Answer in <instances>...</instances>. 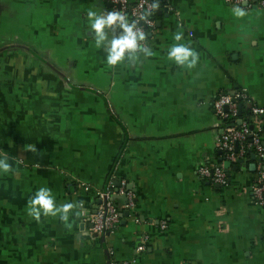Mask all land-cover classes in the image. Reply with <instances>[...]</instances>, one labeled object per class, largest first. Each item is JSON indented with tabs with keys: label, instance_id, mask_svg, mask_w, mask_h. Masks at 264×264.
Segmentation results:
<instances>
[{
	"label": "crops",
	"instance_id": "1",
	"mask_svg": "<svg viewBox=\"0 0 264 264\" xmlns=\"http://www.w3.org/2000/svg\"><path fill=\"white\" fill-rule=\"evenodd\" d=\"M105 5L0 0V160L13 169L0 170V264H264V206L249 191L256 155L231 164L222 186L196 173L221 158L216 94L243 88L264 108V8L241 4L237 18L224 0H166L147 37L153 55L111 67L87 17ZM175 43L199 54L194 68L168 59ZM109 174L125 180L133 207L114 195L120 218L103 237L81 210L92 212ZM40 188L57 206L82 205L70 229L28 215Z\"/></svg>",
	"mask_w": 264,
	"mask_h": 264
},
{
	"label": "built area",
	"instance_id": "2",
	"mask_svg": "<svg viewBox=\"0 0 264 264\" xmlns=\"http://www.w3.org/2000/svg\"><path fill=\"white\" fill-rule=\"evenodd\" d=\"M106 7L103 15L109 11H119L127 16L128 22L137 21V27L145 33L146 48L147 37L155 29L154 10L151 5L154 2L165 3L166 0H104ZM227 4L245 7L264 8V0H224ZM150 13L146 20L140 16ZM243 105L247 113L241 116L240 106ZM211 109L215 117L220 121V133L216 138L215 147L220 152L221 158L218 163L204 164L196 168V173L202 179L214 186H222L227 182L226 169L222 166L223 161L231 164L242 160L246 152H253L258 158V166L254 179L249 187L252 202L264 206V108L255 104L243 88L232 92H220L216 94L211 103ZM83 190H89V185L81 184ZM93 194L98 200L92 212L85 213L81 210L83 220L89 225V230L97 236H106L111 233L113 227L119 221V211L113 200V196H122L125 199L124 209L131 210L133 207V192L127 188L124 179L116 183L114 177L109 174L101 188L93 189ZM137 222L136 218H133ZM160 228L165 227L162 221ZM135 251L144 249V241H139ZM110 254V250H108ZM107 264H132L131 260L115 262L108 260Z\"/></svg>",
	"mask_w": 264,
	"mask_h": 264
},
{
	"label": "clouds",
	"instance_id": "3",
	"mask_svg": "<svg viewBox=\"0 0 264 264\" xmlns=\"http://www.w3.org/2000/svg\"><path fill=\"white\" fill-rule=\"evenodd\" d=\"M159 8V3L154 2L151 9ZM150 13H145L140 16L141 20H146V16ZM233 14L237 18H243L247 13L242 7H234ZM87 17L90 22V27L95 33V44L97 48L103 47L107 51L106 62L109 66L115 67L123 63L126 59L131 61L134 65L139 59L138 53H143L145 57L153 55L151 49L145 48L143 43L145 41V33L141 28L137 27V21L128 22L127 16L119 11H109L105 15H98L95 11H89ZM111 33V38H109ZM117 33H119L117 35ZM174 40L179 42L182 40V33L174 34ZM168 59L175 62L176 65L186 67L187 69L194 68L199 60V54L182 43H175L168 52ZM29 150L36 152L35 146H28ZM4 159L0 160V170L4 173L13 171L11 165L7 162L8 156L3 154ZM73 203H65L57 206L55 199L48 188H40L34 197L30 198L28 203V215L31 216L37 223L40 222L41 216L57 217L65 223L69 229L71 224L67 223L69 220V213L77 207ZM79 215V213H76Z\"/></svg>",
	"mask_w": 264,
	"mask_h": 264
},
{
	"label": "water",
	"instance_id": "4",
	"mask_svg": "<svg viewBox=\"0 0 264 264\" xmlns=\"http://www.w3.org/2000/svg\"><path fill=\"white\" fill-rule=\"evenodd\" d=\"M105 7H109L108 4L105 5ZM219 153V151H217ZM242 160H238L237 163H235V165H233L234 168L237 167V164L240 163ZM222 166L224 167V169H227L230 166V163L228 161H223L222 162ZM217 186V185H216ZM98 201V200H97Z\"/></svg>",
	"mask_w": 264,
	"mask_h": 264
},
{
	"label": "trees",
	"instance_id": "5",
	"mask_svg": "<svg viewBox=\"0 0 264 264\" xmlns=\"http://www.w3.org/2000/svg\"><path fill=\"white\" fill-rule=\"evenodd\" d=\"M245 113H247V111L245 110L244 106L241 105V106H240V114H241V116L244 115ZM246 156L248 157V152L245 153L244 158H245Z\"/></svg>",
	"mask_w": 264,
	"mask_h": 264
}]
</instances>
